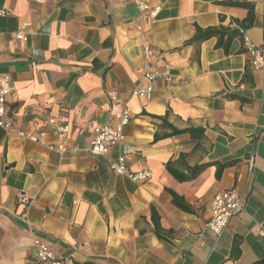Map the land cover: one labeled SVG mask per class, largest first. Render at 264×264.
I'll use <instances>...</instances> for the list:
<instances>
[{
    "label": "crops",
    "instance_id": "0c3cea01",
    "mask_svg": "<svg viewBox=\"0 0 264 264\" xmlns=\"http://www.w3.org/2000/svg\"><path fill=\"white\" fill-rule=\"evenodd\" d=\"M227 0H147L161 6L150 20L135 0H0V73L11 76L8 111L12 131L0 127V264H33V238L50 242L65 264H255L264 260V67L254 69L243 34L264 50V0L249 9ZM27 24V40L15 32ZM196 26L238 31L188 43ZM153 50L151 68L170 66L171 79L154 81L151 99L134 94L145 85L144 45ZM131 112L123 140L108 154L90 150L94 128L115 122L121 106ZM203 128L205 136L170 132ZM71 127L63 141L46 121ZM47 130L43 142L20 130ZM48 144L67 147L61 155ZM126 154L131 171L148 169L137 182L117 174ZM253 167H249L250 157ZM169 160L208 164L180 182ZM226 163L220 178L219 164ZM237 187L243 210L221 237L206 226L216 193ZM168 189L193 211L173 204ZM25 193L29 205L19 203ZM168 238L155 233L152 209ZM27 210V218L22 213ZM264 264V263H263Z\"/></svg>",
    "mask_w": 264,
    "mask_h": 264
},
{
    "label": "built area",
    "instance_id": "2783aa9c",
    "mask_svg": "<svg viewBox=\"0 0 264 264\" xmlns=\"http://www.w3.org/2000/svg\"><path fill=\"white\" fill-rule=\"evenodd\" d=\"M141 13L145 14L150 20L157 17L161 10V6H152L147 0H135ZM9 11L6 8L0 9V16H6ZM26 26L22 24L20 28L15 32V37L18 40L26 41ZM243 44L251 56V62L254 69H260L264 67V50L256 44L248 34H243ZM144 56L146 59V65L143 71L145 85L143 87L136 88L134 94L143 97L145 99H151L154 90V81L158 77H164L166 80L171 79L170 66H165V72L161 73L151 68L150 59L153 56L152 48L147 44L143 47ZM15 86L13 85L11 76L9 74L0 73V127L6 131H12L15 123V117L9 114L8 102L9 97L14 92ZM110 98L121 106V109L114 113L115 122H108L98 125L94 128L92 139L90 140V150L93 154L103 156L108 154L110 149L120 143L124 138V127L131 120V112L127 105H125L122 99L119 97L116 91H109ZM46 124L52 126L53 134L61 139L65 140L71 133V127L68 124L59 122L54 117L49 118ZM19 136L22 138L43 142L47 135V130L40 128L36 131L20 130ZM48 147L57 151L61 155L65 154L67 147L64 144L55 145L48 144ZM254 157L249 159V167H253ZM114 171L117 174L125 175L129 179L137 182H143L151 178L152 172L148 169L131 171L128 168L126 154H122L115 161L113 166ZM17 201L22 204L29 205L31 203L30 198L23 192L17 196ZM243 196L242 191L237 187H231L222 190L215 194L212 203V215L208 220L207 228L217 237H221L227 229L231 218L239 214L243 210ZM22 218H27V210L22 213ZM259 234L264 236V228L258 227ZM33 264H65L64 261L55 253L50 242L44 241L39 237L33 238Z\"/></svg>",
    "mask_w": 264,
    "mask_h": 264
},
{
    "label": "trees",
    "instance_id": "16d2710c",
    "mask_svg": "<svg viewBox=\"0 0 264 264\" xmlns=\"http://www.w3.org/2000/svg\"><path fill=\"white\" fill-rule=\"evenodd\" d=\"M223 4L226 5H235V6H244L249 9V15L246 18L247 21H251L253 16H254V7L251 3L244 2V1H233V0H227L225 2H222ZM238 31L233 30L229 31L226 28H223L222 26H212L208 28H201L199 26H196V33L194 37L188 41V43H202L203 41L210 39L212 37H219L222 39L225 35L229 34L231 37L233 35H237ZM168 112L166 113L165 116L161 117L163 120V127H169L171 129L170 132H165L163 134L157 133L155 135V139H159L162 137H168V136H173V135H180L184 133H188L191 135L193 138H201L205 136V130L203 128H185V129H179L173 126L168 120ZM208 164H200V165H194V166H187L186 167V172L177 168L175 166V161L174 160H169L166 164L165 167L168 170V172L178 181L184 182V181H189L196 176H198L206 167ZM227 166L226 163L224 164H219L217 168V178L221 177L222 170ZM169 193L172 196V201L173 204H175L178 208L186 211V212H192L193 208L192 206L187 203L185 198L183 196H180L176 192H174L171 189H168ZM152 220L155 226V233L158 237L164 239L168 238L169 235L171 234V231L164 230L161 226L160 223V218L154 208L152 209ZM264 260L260 262H256L255 264H263Z\"/></svg>",
    "mask_w": 264,
    "mask_h": 264
}]
</instances>
